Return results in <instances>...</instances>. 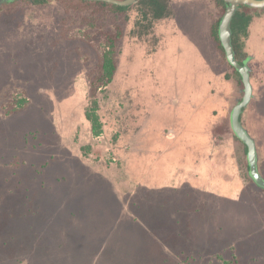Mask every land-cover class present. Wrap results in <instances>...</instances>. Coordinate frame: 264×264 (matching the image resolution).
Wrapping results in <instances>:
<instances>
[{
  "label": "rangeland",
  "instance_id": "374dc122",
  "mask_svg": "<svg viewBox=\"0 0 264 264\" xmlns=\"http://www.w3.org/2000/svg\"><path fill=\"white\" fill-rule=\"evenodd\" d=\"M150 1L122 25L99 136L85 112L112 24L56 0L0 23V264H264V189L231 126L244 85L210 36L224 5L160 0L155 20ZM243 8L264 180V10Z\"/></svg>",
  "mask_w": 264,
  "mask_h": 264
},
{
  "label": "trees",
  "instance_id": "16d2710c",
  "mask_svg": "<svg viewBox=\"0 0 264 264\" xmlns=\"http://www.w3.org/2000/svg\"><path fill=\"white\" fill-rule=\"evenodd\" d=\"M49 1L53 0H0V23L14 24L21 26V19L25 15V7H44ZM60 3L65 13L70 20L80 17L83 24L90 26L95 25L99 21H109L112 28H107L104 31L105 37V51L100 57L99 64L91 76L90 87V105L85 112L86 120L91 124L92 132L95 136L102 133V123L98 115L99 101L97 99L98 92H101L110 85L118 70L117 55L118 45L123 38L122 25L127 23L128 13L131 6L120 7L113 4L100 1H87V0H56ZM124 1V0H119ZM142 1V0H138ZM220 4L224 5L226 10V3L223 0H217ZM150 4L154 7V19L160 20L165 14L167 7L160 0H151ZM94 22H96L94 24ZM221 19L213 22L210 26V36L216 45V49L221 52L224 60L226 54L219 39V25ZM250 18L245 15L237 13L231 22L232 29V45L235 56L241 52L243 43L240 41V36L244 38L247 36ZM241 42V43H240ZM247 56V55H246ZM248 57V56H247ZM237 59V58H236ZM239 63L240 60L238 59ZM227 64L234 70L235 77L238 81L242 82L240 74L228 62ZM226 79H229L226 76ZM27 106V101H22L19 106L13 109V113L23 111ZM242 118H240V121ZM237 138V137H236ZM238 139V138H237ZM239 140V139H238ZM243 144V143H242ZM244 145V144H243ZM247 151L246 145H244ZM254 180V179H253ZM255 182V181H254ZM255 184H257L255 182Z\"/></svg>",
  "mask_w": 264,
  "mask_h": 264
},
{
  "label": "water",
  "instance_id": "95a60500",
  "mask_svg": "<svg viewBox=\"0 0 264 264\" xmlns=\"http://www.w3.org/2000/svg\"><path fill=\"white\" fill-rule=\"evenodd\" d=\"M92 1V0H89ZM104 1L120 7H127L135 4L138 0H96ZM228 6L226 8L225 14L223 15L220 25H219V39L221 41L222 47L225 51L228 63L235 68V70L240 74L243 85H244V97L242 101L237 104L231 113V126L235 135L247 146V157L250 170V176L254 181L264 189V180L260 177L257 170V154L256 146L253 139L249 136L248 132L243 128L240 122V116L243 113L244 108L249 104L252 98V85L250 82L249 68L247 63L243 65L238 62L235 56V52L232 45V29L231 22L233 16L236 12L237 6L239 4L246 5L253 8H263L264 0H223Z\"/></svg>",
  "mask_w": 264,
  "mask_h": 264
},
{
  "label": "flooded vegetation",
  "instance_id": "af4514ba",
  "mask_svg": "<svg viewBox=\"0 0 264 264\" xmlns=\"http://www.w3.org/2000/svg\"><path fill=\"white\" fill-rule=\"evenodd\" d=\"M87 1H89V0H87ZM92 1H96V0H92ZM119 1V0H118ZM259 1H262V0H259ZM100 2H104V1H100ZM225 2V1H224ZM107 3V2H106ZM226 3V2H225ZM108 4H111V3H108ZM114 5V4H113ZM116 6H118V5H116ZM227 6H228V4L226 3V8H227ZM249 7V6H246V5H242V4H239L238 6H237V9H236V12H235V14H234V16L237 14V13H239L240 15H245V16H248V13H247V10L245 11V9L243 8V7ZM251 8H253V7H251ZM256 9H263V8H256ZM264 10V9H263ZM226 11V10H225ZM233 16V17H234ZM233 20V19H232ZM247 58H249V57H247ZM227 59V58H226ZM238 60V59H237ZM228 62V61H227ZM239 62V61H238ZM240 64H244V63H247L246 61H241L240 60ZM248 65V64H247ZM244 111V110H243ZM240 118H242V114H241V116H240ZM241 122V124H242V120L240 121ZM236 136V135H235ZM237 137V136H236ZM238 138V137H237ZM239 139V138H238ZM240 140V139H239ZM241 141V140H240ZM242 142V141H241ZM243 143V142H242ZM244 144V143H243ZM245 145V144H244ZM247 147V146H246Z\"/></svg>",
  "mask_w": 264,
  "mask_h": 264
}]
</instances>
